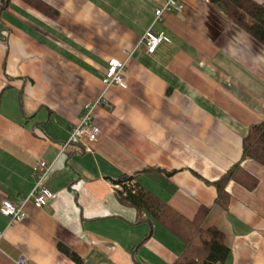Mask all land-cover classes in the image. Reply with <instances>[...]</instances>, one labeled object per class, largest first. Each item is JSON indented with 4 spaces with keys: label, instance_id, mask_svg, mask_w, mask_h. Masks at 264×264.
Here are the masks:
<instances>
[{
    "label": "crops",
    "instance_id": "0c3cea01",
    "mask_svg": "<svg viewBox=\"0 0 264 264\" xmlns=\"http://www.w3.org/2000/svg\"><path fill=\"white\" fill-rule=\"evenodd\" d=\"M44 1L56 15L10 0L0 18V264H173L183 241L119 200L124 174L188 218L210 206L204 226L231 248L218 264H264V165L242 159L249 127L264 120V45L211 0H183L157 23L163 0ZM151 27L170 39L154 53L140 43ZM111 59L125 62L127 88L103 83ZM102 95L92 150L63 148ZM41 159L55 162L44 186L58 199L30 201L11 224L2 201L33 191ZM238 162L257 185L231 180L226 209L210 182Z\"/></svg>",
    "mask_w": 264,
    "mask_h": 264
},
{
    "label": "trees",
    "instance_id": "16d2710c",
    "mask_svg": "<svg viewBox=\"0 0 264 264\" xmlns=\"http://www.w3.org/2000/svg\"><path fill=\"white\" fill-rule=\"evenodd\" d=\"M24 1L46 13L57 14V11L44 0ZM211 2L217 5L231 22L264 45V2L257 0H211ZM9 3L10 0H0V18ZM248 158L264 165V120L252 124L243 139L242 159ZM231 180H236L249 188L257 185V178L250 174L241 162L231 166L218 180L209 181L217 190L216 203L226 209L231 199V194L227 190ZM115 183L123 186V189L116 191L119 200L134 207L140 221H148L151 224L156 221L183 241L184 248L173 264H218L228 260L231 248L226 243L225 233L216 226H204L211 210L210 206L200 205L195 217L191 219L136 181L134 176L121 175ZM62 250L73 259L81 260L74 251L63 246Z\"/></svg>",
    "mask_w": 264,
    "mask_h": 264
},
{
    "label": "built area",
    "instance_id": "2783aa9c",
    "mask_svg": "<svg viewBox=\"0 0 264 264\" xmlns=\"http://www.w3.org/2000/svg\"><path fill=\"white\" fill-rule=\"evenodd\" d=\"M185 4L183 0H163L157 7L155 12V23L162 22L165 16L169 13H177L183 11ZM170 39L163 33L155 31L151 27L147 33L141 38L140 43L143 44L149 53H154L158 46ZM125 62L118 59H111L109 67L106 71L103 83L106 88L112 85H118L122 88H127L128 84L124 76ZM109 105L108 101L102 95L96 101H90L84 104L82 115L78 123L73 125L70 137L65 141L63 148L70 144L81 145L86 151H91L92 147L88 141H94L100 135L101 129L93 124V114L95 109L101 105ZM55 162L49 163L41 159L35 166L37 181L33 191L20 199V202L11 199L2 201L1 211L10 218V223L23 221L27 217L26 205L31 201L36 207H46L49 202L56 201L58 194L49 191L44 182L54 170ZM123 186L115 183L113 189L121 190ZM4 235V231L0 229V240ZM16 264H28L29 259L26 255H21L15 260Z\"/></svg>",
    "mask_w": 264,
    "mask_h": 264
}]
</instances>
